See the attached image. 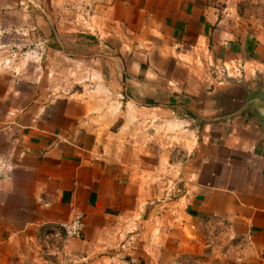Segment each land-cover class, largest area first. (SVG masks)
Segmentation results:
<instances>
[{"label": "crops", "instance_id": "obj_1", "mask_svg": "<svg viewBox=\"0 0 264 264\" xmlns=\"http://www.w3.org/2000/svg\"><path fill=\"white\" fill-rule=\"evenodd\" d=\"M50 4L62 13L51 31L83 6L77 21L109 59L99 82L49 95L0 62V264H176L215 229L240 246L238 264H264V30L236 0ZM234 64L238 81L215 77ZM215 81L245 91L215 96ZM167 167L185 181L168 203ZM76 212L81 237L45 252L39 226Z\"/></svg>", "mask_w": 264, "mask_h": 264}, {"label": "rangeland", "instance_id": "obj_2", "mask_svg": "<svg viewBox=\"0 0 264 264\" xmlns=\"http://www.w3.org/2000/svg\"><path fill=\"white\" fill-rule=\"evenodd\" d=\"M236 4L250 25L264 30V0H236ZM80 7L84 9L83 6L71 5L69 23L61 22L59 17L57 23H54V31H51L49 14L60 16L62 13L60 7L49 5V0H0V62L2 72H6L5 76H9L7 73L10 72L16 73L18 77L25 78V82L32 81L35 84L32 86L44 95L62 91L76 93L81 85H94L99 82L97 73L100 71V61L109 59V54H103L96 46L100 39L90 34L93 32V23L87 19L85 23L77 21L78 15L84 16L80 13ZM10 13H23L26 16L19 20H7L3 17V14ZM9 27L21 28L23 31L10 35L5 32ZM66 30H72V35L65 36ZM83 30L85 33L78 32ZM56 34H60L59 37ZM78 61H86V68L79 67ZM218 75L219 73L215 77ZM52 88L53 90H49ZM210 91L219 96L221 93L242 94L245 90L232 87L227 82L218 84L215 81ZM227 98L219 97L214 104L233 109L240 103ZM167 169L166 203L175 199V190L179 185L185 186V181L176 179L173 168ZM221 233L220 229L213 231V243H209L201 255L184 254L177 257L176 264H238L240 246L226 242L222 245Z\"/></svg>", "mask_w": 264, "mask_h": 264}, {"label": "built area", "instance_id": "obj_3", "mask_svg": "<svg viewBox=\"0 0 264 264\" xmlns=\"http://www.w3.org/2000/svg\"><path fill=\"white\" fill-rule=\"evenodd\" d=\"M233 73L229 72V68L225 65L219 68L218 80H236L240 79L243 72L241 65L234 64ZM83 214L72 213L69 219L59 224L43 223L37 230V238L45 252H49L50 248H54L58 243H64L69 239L79 238L82 235L84 223Z\"/></svg>", "mask_w": 264, "mask_h": 264}, {"label": "water", "instance_id": "obj_4", "mask_svg": "<svg viewBox=\"0 0 264 264\" xmlns=\"http://www.w3.org/2000/svg\"><path fill=\"white\" fill-rule=\"evenodd\" d=\"M256 102H259V101H254V103ZM258 110H259V114L264 117V105L262 106L258 105Z\"/></svg>", "mask_w": 264, "mask_h": 264}]
</instances>
